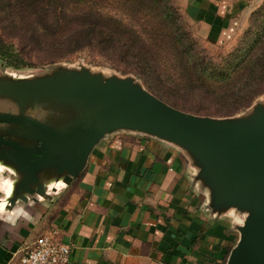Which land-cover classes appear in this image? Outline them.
Masks as SVG:
<instances>
[{
    "label": "water",
    "instance_id": "95a60500",
    "mask_svg": "<svg viewBox=\"0 0 264 264\" xmlns=\"http://www.w3.org/2000/svg\"><path fill=\"white\" fill-rule=\"evenodd\" d=\"M2 64L0 125L7 127H0V161L22 176L11 206L24 193L50 198L44 179L71 184L106 135L139 132L186 151L213 213L234 208L243 217L226 264H264V106L241 119L198 116L131 78L105 80L82 71L26 80L11 77ZM29 109L34 117L25 115Z\"/></svg>",
    "mask_w": 264,
    "mask_h": 264
},
{
    "label": "crops",
    "instance_id": "0c3cea01",
    "mask_svg": "<svg viewBox=\"0 0 264 264\" xmlns=\"http://www.w3.org/2000/svg\"><path fill=\"white\" fill-rule=\"evenodd\" d=\"M259 1L182 5L209 42L228 44L248 26ZM196 174L186 151L168 141L110 133L58 196L22 202L31 220L20 217L13 225L0 219V264H17L14 253L51 230L73 244L70 264H226L241 223L212 212Z\"/></svg>",
    "mask_w": 264,
    "mask_h": 264
},
{
    "label": "rangeland",
    "instance_id": "374dc122",
    "mask_svg": "<svg viewBox=\"0 0 264 264\" xmlns=\"http://www.w3.org/2000/svg\"><path fill=\"white\" fill-rule=\"evenodd\" d=\"M82 1L0 0V43L9 47L17 66L1 57L0 63L11 77L33 80L88 71L105 80L131 78L175 108L218 119L250 117L256 107L264 106L263 69L251 62L264 49V0L252 11L248 26L228 44L202 36L182 0H162L163 5L151 10L140 7L142 12L126 8L124 0H102V12L133 26L147 43L128 54L118 47L73 48L72 27L82 19L74 10L85 6ZM54 23L61 26L55 29ZM252 23L257 34L247 38ZM258 37L261 44L249 51L247 45ZM186 47L192 51L185 52ZM239 49L249 54L240 64L234 58Z\"/></svg>",
    "mask_w": 264,
    "mask_h": 264
},
{
    "label": "trees",
    "instance_id": "16d2710c",
    "mask_svg": "<svg viewBox=\"0 0 264 264\" xmlns=\"http://www.w3.org/2000/svg\"><path fill=\"white\" fill-rule=\"evenodd\" d=\"M77 1L78 0H70V2ZM83 1L85 6L74 10L82 14V19H80L79 22L72 27V30L74 31L73 35H75V39L73 41V48L75 50H78L77 48H85L90 45H96L101 49L106 47H118L128 54V52L134 50V48L139 46V44L143 47L146 46L147 43L142 39L137 29L122 22L116 15L102 12V0ZM146 2L152 3L154 6L148 5ZM123 3L126 5V8L130 6L131 11L134 10L135 7H138V12H142L140 7L151 10L152 8H157L163 5L162 0H124ZM112 4H114V1ZM52 26H54L55 29H58L61 25L59 23H54ZM253 29L254 25L252 23L246 32L247 38H251L252 34H257V31H252ZM255 37L256 35L254 38ZM258 44H261L260 37L253 40L246 48L251 51L250 49ZM190 51H192L191 48L186 47L185 52L190 53ZM247 51L245 52L246 54H240L242 49L237 50L238 53L236 52L234 58L241 60L238 64L243 63L245 60L247 61V57H249ZM0 57L10 66H17L15 56L10 51L9 47L4 43H0ZM251 62L253 67L260 63L264 73V49L255 55V57L251 59Z\"/></svg>",
    "mask_w": 264,
    "mask_h": 264
},
{
    "label": "clouds",
    "instance_id": "9594fccd",
    "mask_svg": "<svg viewBox=\"0 0 264 264\" xmlns=\"http://www.w3.org/2000/svg\"><path fill=\"white\" fill-rule=\"evenodd\" d=\"M25 115L27 117H34L35 112L32 109H29ZM0 127H7L6 125H0ZM7 173V176L5 175ZM16 177V179H13ZM22 179L21 175H18L17 170L14 169L12 166L0 161V219H4L11 224H15L16 221L23 217L26 220H31L32 217L30 214L25 210L21 201H25L28 205L32 204V195H35L38 200L43 199L40 193H24L23 198H17L15 201V205L11 206V199L13 198L15 192V186L19 183ZM43 187L46 189L45 194L47 196L55 198L58 196L62 189L66 188L67 185L65 181L61 178L60 180L51 179L42 180ZM55 190V192L53 191ZM6 209H9L6 212ZM234 208L229 209L227 215L229 217L230 223H242L239 218L234 217Z\"/></svg>",
    "mask_w": 264,
    "mask_h": 264
},
{
    "label": "built area",
    "instance_id": "2783aa9c",
    "mask_svg": "<svg viewBox=\"0 0 264 264\" xmlns=\"http://www.w3.org/2000/svg\"><path fill=\"white\" fill-rule=\"evenodd\" d=\"M57 230L39 235L15 253L17 264H70L73 244L62 240Z\"/></svg>",
    "mask_w": 264,
    "mask_h": 264
}]
</instances>
